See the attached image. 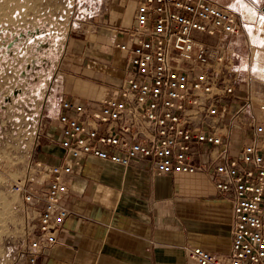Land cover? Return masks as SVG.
Listing matches in <instances>:
<instances>
[{
  "label": "built area",
  "instance_id": "obj_1",
  "mask_svg": "<svg viewBox=\"0 0 264 264\" xmlns=\"http://www.w3.org/2000/svg\"><path fill=\"white\" fill-rule=\"evenodd\" d=\"M240 30L243 16L215 0H140L115 41L128 54L123 79L99 97L62 98L53 140L62 153L52 163L33 158L10 183L30 224L23 261L36 264L58 242L68 181L94 156L156 174H208L234 203L232 248L223 257L194 246L189 257L264 264V89L239 81L221 41Z\"/></svg>",
  "mask_w": 264,
  "mask_h": 264
},
{
  "label": "crops",
  "instance_id": "obj_2",
  "mask_svg": "<svg viewBox=\"0 0 264 264\" xmlns=\"http://www.w3.org/2000/svg\"><path fill=\"white\" fill-rule=\"evenodd\" d=\"M215 1L244 18V31L221 38L227 59H238L243 70V42H262L247 30L261 32L264 0ZM139 2L77 0L75 34L67 41L70 71L57 74L46 103L57 113L52 130L62 98L99 97L123 79L128 54L115 41L126 38L120 28L134 24ZM43 132L36 157L55 162L62 149ZM68 187L70 214L58 242L36 264H199L189 248L223 257L232 248L234 203L218 194L208 174H156L145 163L123 166L84 156Z\"/></svg>",
  "mask_w": 264,
  "mask_h": 264
},
{
  "label": "rangeland",
  "instance_id": "obj_3",
  "mask_svg": "<svg viewBox=\"0 0 264 264\" xmlns=\"http://www.w3.org/2000/svg\"><path fill=\"white\" fill-rule=\"evenodd\" d=\"M76 8L77 0H0V264L25 258L30 224L10 183L37 158L43 130L50 143L57 137V113L46 103L54 78L70 71L67 41L75 34ZM260 25L261 32L247 30L262 42H243L245 69L237 70L238 59L233 65L243 85L249 80L264 89L263 19Z\"/></svg>",
  "mask_w": 264,
  "mask_h": 264
}]
</instances>
